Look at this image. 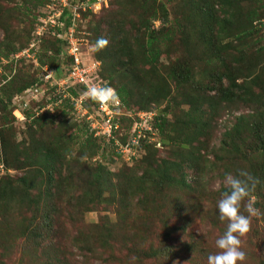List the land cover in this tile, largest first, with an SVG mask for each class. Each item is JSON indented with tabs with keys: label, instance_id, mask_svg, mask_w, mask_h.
<instances>
[{
	"label": "rangeland",
	"instance_id": "obj_1",
	"mask_svg": "<svg viewBox=\"0 0 264 264\" xmlns=\"http://www.w3.org/2000/svg\"><path fill=\"white\" fill-rule=\"evenodd\" d=\"M37 1L0 0V49L5 39L7 42L12 39L18 47L22 37L28 39L32 34L35 25L32 18L45 2ZM104 1L105 5L101 3L95 13H87L89 42L95 43L97 38L108 42L93 55L103 64L106 76H115L113 81L123 82L128 89L127 110L156 114L165 107L166 117L171 119L176 108L209 121L205 134L195 137L185 149L201 164L195 171L179 165L188 184L181 185L180 169L174 168L167 176L159 171L154 176L150 170L142 173L143 166L138 167L140 158L125 162L122 157L106 152L101 161L104 165L101 181L98 187L90 186L89 178L78 173L72 164L80 162L93 169L91 164L97 155L91 157L78 145H69L68 154L45 163L47 148L55 146L51 137L59 132L55 129L61 124L60 116L52 118L54 122L42 124L41 129L33 126L36 131L32 137L27 128L30 121L16 120L12 111L11 125L0 121L6 139L2 148L7 151V158L5 154L0 157V264H57L53 256L56 251L61 264H206L207 255L216 251L214 240L226 227L225 222L217 219L215 207L221 193L226 191L224 176H235L240 170L258 180L250 195L255 198L254 207L261 212L259 217L251 218L248 232L241 237L243 264H264L263 150L258 148L257 140L242 136L236 149V139L225 135L240 115H254L256 121L264 115L255 94L264 86V53L255 54L256 33L251 32L242 40L227 39L232 26L226 27L222 16L219 21L214 19L221 7L218 3L214 7L211 4L208 9L212 16L206 18L205 13L192 7L193 0L188 1L190 4L186 0H155L154 11H149L148 4L139 9L136 0ZM239 1L244 11L248 6L262 7L264 3V0ZM257 11L256 19L263 18L264 9L257 7ZM242 22L236 16V24ZM149 37L156 38L158 59L143 65L136 57L147 52L144 43ZM222 37H226L223 38L226 42L218 41ZM209 43H216V48L209 47ZM240 51L250 58L239 57ZM3 54L4 50H0V60H8ZM7 63L19 74L38 70L27 60L20 65ZM182 65L189 66V74L175 83L167 77V96L157 99L154 95L147 103L145 96H150L147 88L161 85L166 70ZM52 73L55 75L53 69ZM221 73L231 75L237 84L243 81L244 89L226 87L230 99L215 98L220 88L229 83L224 76L217 78ZM195 91L199 97L196 101L192 100ZM241 91L243 94L239 95ZM49 111L56 112L55 108ZM29 136L35 140L32 142ZM40 139L43 147L37 149L30 162L22 160V155L20 158L13 150V146H18L29 151ZM156 148L158 153L153 151L154 156H164L161 144ZM40 157L43 168L34 170ZM246 201L247 198L241 204L242 213ZM107 229L110 248L95 240L106 236ZM79 232L88 235L86 244L75 242L82 238ZM163 246L168 247L165 252L149 258L137 254L141 250L159 253Z\"/></svg>",
	"mask_w": 264,
	"mask_h": 264
},
{
	"label": "trees",
	"instance_id": "obj_2",
	"mask_svg": "<svg viewBox=\"0 0 264 264\" xmlns=\"http://www.w3.org/2000/svg\"><path fill=\"white\" fill-rule=\"evenodd\" d=\"M36 1L37 0H33V2H36ZM38 1L39 3L42 4L41 0H38ZM188 1L189 0H186V3L188 4L192 2V0H190L191 2H188ZM204 1L205 0H193L194 5L192 7L197 8V10L205 13V16L207 18L209 17V14L212 16V14L209 12L210 6L213 5L212 7H214L215 4L218 3L221 7L220 9H218L217 11L218 13L215 15L214 19L216 21H219L218 17L222 16L221 21H223L224 25H226V27L232 26V30H230V34H229V31L228 32L226 31L227 39L231 40L234 38L236 40H242L243 38L246 37V35H249L251 32H255L256 33L255 38H254L255 54L260 53V52L264 53V26L262 25L260 26L257 23L254 24V21L256 20H260V19L264 20V16L263 18L258 17L259 19H256V17L259 15L257 11V7L264 9V3L262 7H261V4L256 7L248 6L246 10L244 11L242 7L239 5L240 4L239 0H211V3L209 2V4H207L208 0H206L207 2L205 3ZM256 1L258 0H254L253 3H255ZM136 3L139 6V9L146 8L147 6L145 5L148 4L149 11L155 10L154 8V6L156 5L155 0H139V1L136 0ZM251 3H249V5H251ZM82 16L86 18L84 21V24L86 28L88 29L87 12L83 13ZM236 16H238V18L240 20L242 19L243 21L240 25L236 24ZM32 20H33V24L37 23L36 17H33ZM17 37L19 38V36ZM29 38H30V35L28 39L27 37H22V40L20 39V44L18 45V47L14 46L12 39L11 41H8V42L5 39V42H3L4 46H2V49L0 50H4L3 55L9 58L11 57L13 52H15L21 47H25L29 41ZM223 38L226 39V37H222L220 38L221 40L218 39V41H220L221 43L223 41ZM155 41H156V38H153V37L146 38L144 45H146L148 50L147 52L143 51L142 55H137L136 60H139L138 61L139 63H142V64L144 63L143 65L152 64L153 61L155 62L158 59L156 46L154 45ZM223 42H226V40H224ZM216 43L215 44L209 43L208 45H210L209 47L211 48H216L215 47ZM93 44L94 43L91 42L90 40V45L92 46ZM61 45L62 43L60 40L50 35L44 34L40 37L39 49H38V52L36 53V56H37V59L40 65L47 64L49 67H52L54 69V74H55L54 77H61L63 73L62 72L63 69L61 66L67 65V61H64V62L59 61V53L62 49ZM238 55L239 57L245 56L248 59L250 58L249 56H247L246 52L244 53L240 51L238 52ZM216 56L217 58H219L217 54ZM252 58H254V56ZM22 61L23 60L20 59L16 63V65H20L19 63H21ZM102 65L103 64L101 63V68H100V71L98 72L99 77L106 81V86L111 87L115 91L116 96L121 100L122 104L124 105V109H127V107H129V104L126 101L125 97L128 96V89L121 81H120L121 83L119 84L115 83L116 81H113V78H115V76L113 77L111 74L106 76ZM11 66L12 65L10 63H6L3 66V72L0 73V77H4V79L6 78V74H9V78L6 79L0 85V121H3L4 123H8V124L12 123V121L14 120L13 115H12V111L14 107L11 104V99L13 95L21 92L24 88L36 83L38 80L37 74L39 71V68L37 67L36 69L38 70H36V72H32L30 74H27V73L19 74L15 72L16 70L12 72ZM117 70L119 71L120 69H117ZM117 70L115 69L114 71H117ZM133 70L136 71L135 68ZM188 70H189L188 65L187 66L182 65V67L180 66L178 68L172 67L168 71L166 70L165 71L166 74L161 79V85H150V87L147 88V90L150 91L149 92L150 96H145L147 103L150 101V99H154L155 96L157 97V99H160V98L162 99L167 96L166 94L168 92L167 89L169 86L167 82V77L169 78L168 80H171L172 83H175L176 80H180L183 76L188 75L189 74ZM222 76H224L228 80L229 83H228V86L225 85V87H221L219 94L215 95V98H218V100L222 101V100L230 99L229 95H226V93H228V91L226 90V87H230L231 90H233V88L241 89V90L244 89L245 85H241L243 81H241L242 83L237 84L236 80L227 73L226 75L221 73L217 78L221 79ZM120 77L121 79H123L124 76L121 74ZM75 89L81 90L78 87L77 88L75 87ZM71 92L73 94H76V90L74 89H72ZM260 92H261V95H260ZM242 94H243L242 91L239 92V95H242ZM255 94L258 97L260 108H262V110L264 111V86L261 85L260 89H258ZM232 97H238V95L234 96L232 94ZM197 98H199L198 91H195V95L192 96V100L196 101ZM139 104L143 105V103L141 102H139ZM34 106L35 104L31 103L28 106V108L24 110V114L26 115L27 120L30 121V123H27V128H28V132H30V135L32 137L35 136V133H34L36 131L35 128L41 129L42 124H44L45 122L47 123V121L50 123L54 122L52 118L60 116L59 122L61 124L57 126V129H55V130H59V132L54 133L53 134L54 136L51 137V141L54 140L55 146L54 148L52 147L47 148V151H46L47 160L45 161V163L49 160L60 157V155L64 156L68 154L69 145L76 144L78 145L80 150H83L87 152L88 154L92 155L91 157L97 155L95 162L91 164L94 166L93 169L90 168L91 166L85 167L80 162L79 163L74 162L73 164L72 163L71 164L77 167L78 173L83 174L84 177L86 175V177L89 178V180L87 181V184L89 183L88 185L90 186L94 185L95 187H98V184L101 181L100 178L103 176L104 165L101 163V161L105 159L106 157L105 153L110 152L116 157H119V159H122L121 155L115 152L112 142L105 143L104 136L93 137L91 134L87 132L85 122L83 121L74 122L71 117H68L66 110L69 107V104L67 103V101L64 102L62 106H55L54 107L56 111L55 113H51L49 110H45L39 113L38 115H34L32 111ZM174 110L176 111L174 114H172L173 118L171 119L166 117L167 113H165V107H162L161 111H159L158 113L154 115L153 127L157 131V136L160 141L164 156L158 157L156 156V154L154 156L153 151L158 153V149L154 146V144L145 143L143 144L145 148V153L141 156L139 160L140 163H138L139 165L137 163L136 164L138 165V167L143 166L142 169L140 167L142 173L143 171L146 172L147 170H150V172L154 176H157L159 171L163 173L164 176H167L169 172L173 170L174 168H177V171H179L180 169L181 176L179 177L178 184L188 185L185 182V178L182 177L183 171H182V168L180 167H184V168L187 167V168L194 170L196 169L197 165H200L201 163L197 159L190 157V155H192L193 153L190 152V150L188 152H185V149H187V147L190 146L189 144L193 141V139H195V137L205 134L209 126L208 125L209 121L207 119L206 120L197 119L199 117H195L194 114H191L188 111H178L176 108ZM133 111L135 112L137 110H133ZM119 121H120L119 130L116 131L114 135L120 141L124 142L125 136L124 135L119 136V132L127 131L131 123V120L128 117L121 116L119 118ZM33 126H35L34 129H32ZM73 128H74V131H72ZM3 131H4V125L0 124V157L5 154L4 157L7 158V155H6L7 151L6 149L2 148L3 142H4L3 146H5V141H6V139L4 140ZM40 132L42 133L43 130L42 131L40 130ZM225 135L231 140L232 138L236 139V149L239 146L238 140H240L241 142L240 136H242L243 139L257 140V142H259V145H260L258 148H261L263 150V155H264V115L262 119L259 121H256L254 115H250V114L240 115L237 118L234 125L227 130ZM31 136L29 137H30V140L33 142L35 139H33ZM41 140L42 139H40L39 142H35L34 144H32L30 146L29 151H27V148L25 147L22 149H18V146L17 147L13 146V150L18 154L19 157L22 155L23 157L22 160H24L25 158L26 160L25 162H30L32 155L33 154L36 155L35 152L37 151V149L43 147L41 144H39ZM41 151H44V149H42ZM37 160L39 162H36ZM36 161L34 165L36 168L34 170L43 168L41 157L39 159H36ZM20 165H22V163ZM22 180L24 181V178H22ZM135 203L138 204V201H136ZM136 209L138 208H135L134 210ZM82 210L88 211V209H82ZM139 210L141 211V209ZM142 214L146 216L145 211L142 212ZM195 215L201 216L199 213ZM109 232H110V229H107L106 236H101L100 238L95 239L97 242H101L102 246H104L105 248H110V245L107 244V242L109 241L106 239L108 237ZM79 234L82 238L81 240L75 241V242L76 243L82 242L83 244L84 243L86 244L87 242L86 240H88V235H86L84 232H79ZM38 235H41V234H38ZM53 248L58 249L57 246H53ZM82 248H86L89 250V248L86 245L85 246L83 245ZM167 249H168L167 246H163L160 249L159 253L153 252V251L151 252V250L147 251V253H144V250H141L137 254L140 257L149 258L156 254H161L165 252ZM90 250L92 249L90 248ZM191 250L192 249H190L189 251ZM53 254H54L53 256H55L56 258L57 264H61L57 251L54 252ZM145 254L148 257H145ZM100 262H104V260Z\"/></svg>",
	"mask_w": 264,
	"mask_h": 264
},
{
	"label": "built area",
	"instance_id": "obj_3",
	"mask_svg": "<svg viewBox=\"0 0 264 264\" xmlns=\"http://www.w3.org/2000/svg\"><path fill=\"white\" fill-rule=\"evenodd\" d=\"M101 3L105 5L104 0H46L38 10L37 23L27 45L15 51L8 60L1 59L0 71L7 62L14 64L20 59L40 68L37 82L16 93L11 99L16 120L27 119L24 110L31 103L35 104L32 109L34 115H38L55 106H62L67 101L68 117L76 122H85L87 132L93 137L104 136L105 143L112 142L115 152L127 162L141 158L145 153L143 144L159 147L160 141L153 127L155 113L124 109L117 96L116 101L107 106H100L83 97L89 86L106 85V81L98 75L101 62L92 55L89 31L84 24L86 18L82 16L85 12H96ZM256 23L264 26L263 19L254 21V24ZM44 34L62 43L59 61H67V65L61 66V77H54L53 68L47 64L40 65L37 59L40 37ZM3 82V79H0V85ZM72 89L76 90V94L71 92ZM121 116L131 120L127 131L119 132V136H125L124 142L114 135L119 130Z\"/></svg>",
	"mask_w": 264,
	"mask_h": 264
},
{
	"label": "clouds",
	"instance_id": "obj_4",
	"mask_svg": "<svg viewBox=\"0 0 264 264\" xmlns=\"http://www.w3.org/2000/svg\"><path fill=\"white\" fill-rule=\"evenodd\" d=\"M107 43L106 39L97 38L91 46L92 52L101 50ZM2 72L3 67L0 73ZM8 78L9 74H6L5 79L0 77L3 81ZM83 97L100 106H107L117 99L115 91L106 85L89 86L83 93ZM257 183L258 180L243 170L238 171L235 176L225 174L226 191L221 193L215 207L217 219L225 222L226 227L223 233L214 240L216 251L207 255L206 264H243L245 252L241 247V237L248 232L251 218L261 215L260 210L254 207L255 198L250 195ZM245 198L247 201L243 204V213L247 215L241 212V204Z\"/></svg>",
	"mask_w": 264,
	"mask_h": 264
}]
</instances>
